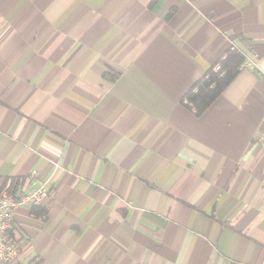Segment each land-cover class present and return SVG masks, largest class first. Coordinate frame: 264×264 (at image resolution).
I'll return each instance as SVG.
<instances>
[{
    "label": "crops",
    "instance_id": "0c3cea01",
    "mask_svg": "<svg viewBox=\"0 0 264 264\" xmlns=\"http://www.w3.org/2000/svg\"><path fill=\"white\" fill-rule=\"evenodd\" d=\"M264 0H0V187L44 186L13 264H264V77L183 99Z\"/></svg>",
    "mask_w": 264,
    "mask_h": 264
},
{
    "label": "built area",
    "instance_id": "2783aa9c",
    "mask_svg": "<svg viewBox=\"0 0 264 264\" xmlns=\"http://www.w3.org/2000/svg\"><path fill=\"white\" fill-rule=\"evenodd\" d=\"M231 52H235V46L231 45ZM254 57H244L239 66V70L248 69L255 72L257 75L264 77V64L259 63ZM225 59V58H223ZM220 63L215 64L210 72H220ZM222 76L223 73H220ZM203 79H208V74L203 76ZM213 87V84L210 86ZM198 87L194 86L191 93H197ZM183 104L188 106L193 112L195 107L187 97H184ZM48 199V195L44 186L32 187L28 191L15 193L6 189L0 193V264H13L19 254V246L16 242L9 239L7 230L13 220L15 213L19 207H39L42 206Z\"/></svg>",
    "mask_w": 264,
    "mask_h": 264
},
{
    "label": "trees",
    "instance_id": "16d2710c",
    "mask_svg": "<svg viewBox=\"0 0 264 264\" xmlns=\"http://www.w3.org/2000/svg\"><path fill=\"white\" fill-rule=\"evenodd\" d=\"M243 61V56L237 52H230L225 59L220 61V72H208V79H201L195 86L197 93L188 92L186 97L195 107V115L203 113L209 105L219 96L224 88L232 81L238 73V68ZM220 73H223L221 76ZM213 84V87H210ZM194 87V86H193ZM12 183L8 186L0 187V193L6 189L12 191Z\"/></svg>",
    "mask_w": 264,
    "mask_h": 264
},
{
    "label": "rangeland",
    "instance_id": "374dc122",
    "mask_svg": "<svg viewBox=\"0 0 264 264\" xmlns=\"http://www.w3.org/2000/svg\"><path fill=\"white\" fill-rule=\"evenodd\" d=\"M239 70V69H238Z\"/></svg>",
    "mask_w": 264,
    "mask_h": 264
}]
</instances>
